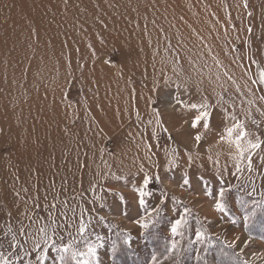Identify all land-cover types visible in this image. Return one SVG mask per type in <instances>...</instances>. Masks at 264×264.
I'll use <instances>...</instances> for the list:
<instances>
[{
  "label": "rangeland",
  "instance_id": "1",
  "mask_svg": "<svg viewBox=\"0 0 264 264\" xmlns=\"http://www.w3.org/2000/svg\"><path fill=\"white\" fill-rule=\"evenodd\" d=\"M244 2L0 0V240L5 233L11 237L9 228L19 227L17 207L28 211L21 200L30 207L37 198V212L46 217L47 194L57 205L51 211L61 225L74 224L81 211L91 209L85 212V221L92 222L85 235L103 245L92 264H152L153 255L158 264H264V145L252 155L249 169L247 154L240 158L234 144L219 141L222 129L237 121L252 134L242 143L257 135L264 141V117L256 111L264 108L259 99L264 86L251 82L264 69V0H247L246 8ZM186 81H203L200 87L213 102L215 93L227 89L228 111L213 112L212 130L199 148L176 131L179 124L169 120L165 107L177 94L175 84ZM154 82L161 83L160 91H151ZM191 93V102H198L201 95L194 87ZM179 95L188 99L182 89ZM149 97L157 101L172 135L168 140L157 128L159 146L151 138L155 122ZM145 143L152 144L160 164L150 171L162 178L151 186L154 196L148 198L147 211L134 191L142 181L143 174L135 173ZM173 147L182 158L179 167L169 168L165 151L170 156ZM185 148L194 157L191 166ZM110 173L122 178L105 185L101 176ZM184 178L190 183L181 187ZM90 181L111 192L103 187L92 191ZM160 200L165 202L161 216L142 229L135 221L151 219L147 213ZM181 216L187 222L180 229L184 235L174 237L171 226ZM197 229L207 230L205 242L190 244ZM63 235L64 244L85 250L82 243H72L79 236L75 227ZM236 236L252 238L242 253L239 242L228 247ZM172 240L177 249L165 260ZM29 244L24 249L31 253ZM0 251L16 250L5 241ZM34 254L10 258L14 264H34ZM47 256L45 264H61L57 251L50 249Z\"/></svg>",
  "mask_w": 264,
  "mask_h": 264
},
{
  "label": "snow or ice",
  "instance_id": "2",
  "mask_svg": "<svg viewBox=\"0 0 264 264\" xmlns=\"http://www.w3.org/2000/svg\"><path fill=\"white\" fill-rule=\"evenodd\" d=\"M244 7H247V0L244 2ZM251 15V13H248ZM247 32L250 34L252 32V28L249 26L247 28ZM236 49H232L235 51ZM252 63H256L255 60ZM217 65L219 67H223L220 65L219 61L217 60ZM228 80H232V77L224 73ZM219 75L216 76V80L219 81ZM251 79V78H250ZM171 78H164L163 79V87L166 88L169 85ZM252 84L264 86V69H261L258 73V79H252ZM203 81H198L195 85H192L189 81L184 82L183 84H175V92L176 95H173L172 98L165 103L166 110L168 112L169 120H175L179 127L176 128V131H183L184 134L194 142L195 147L199 148L201 143L206 139L208 133L212 130V117L213 112L220 108L224 112H227L228 109L225 107L227 101L224 99V93L227 92L226 88H222V92L215 93V100L214 102L209 99V95L204 94L206 92L205 89L201 88L200 85ZM235 84V81H232ZM195 88L196 92L201 95V98L198 102H191V89ZM222 87V86H221ZM162 88L160 82H154L153 88L151 89L152 92H158ZM183 90V94L188 97V99H183L179 95L180 90ZM237 92H239V88H237ZM66 95V94H65ZM259 99L264 101V96H260ZM147 103L153 106V114H154V122L155 128L152 131L151 138L156 140L157 146H159V133L156 129H160L161 132L167 134V139L172 140V135L169 131V128L165 126L166 122L163 118V114L160 108L155 107L157 104L156 100H153L151 97L148 98ZM253 101H249L251 105ZM256 111L259 113L261 117H264V108H257ZM137 118H140V113L137 111L136 113ZM249 117L252 116L251 111L248 113ZM232 119L236 121V117L233 115ZM149 124L153 123V120H149ZM252 123L257 127L260 126L259 122L253 117ZM222 133L219 135V141H224L227 139L229 145L235 146L236 152L239 154L240 158L245 157L247 154L248 160V167L251 169L252 166V155L255 153L256 150L260 149L262 145H264V141L259 139L257 135L255 139H247L245 143L246 137L251 136L252 134L248 133L244 125L240 122H235L230 127H225L222 129ZM235 135V138H233ZM144 148L146 150L145 157L143 158V162L139 164L137 167V172L135 175L139 176L143 174L142 181L138 187L134 189L137 193L138 204L140 207H144L147 211L148 207V198H152L154 196L153 191L151 190V186L154 184H158L162 182L161 176L158 172L150 171L151 169H158L160 167L159 162L154 159L156 153L153 151V146L150 143H145ZM165 155L169 157L166 162V166L169 168L179 167V161L182 158L179 148L173 147L171 149V155L169 156L168 151H165ZM198 155V153H197ZM184 156L187 157V161L189 166L194 163V157L190 154L189 149L185 148ZM212 157L209 156V160ZM218 163V161H217ZM147 164V168H146ZM239 167L237 166V171H239ZM99 175V174H98ZM115 179L119 181L122 177L116 176L114 173L105 174L101 176V179L105 181V185L111 179ZM18 179V177H17ZM190 181L188 178H184L182 180L181 187L185 185H189ZM105 185H101L99 181H90L89 187L92 191H96L98 188L103 187L105 191L111 192L110 188H107ZM54 187V185H53ZM24 193L28 192V189H22ZM17 198H20V192L14 193ZM221 195H223L221 193ZM164 197H167V193H163ZM56 196L53 194V200H56ZM97 199H100L99 197ZM120 199L123 200L124 197L121 195ZM175 199V197H173ZM45 200V207L43 208L44 211L47 212L46 217H42L38 214L37 209H41V205L38 203V199L34 198L32 205L29 207L27 205L26 200H21V203L28 208V211H23L19 207H17V219L19 227L13 231L9 228V232H12L10 238H8V234L5 233L4 238L0 240V247L3 246V243L6 241L8 244L9 249H15V252H9L5 254L4 252L0 251V264H14V259L10 257H14L15 259H19L22 256L27 257L32 255L33 253V261L34 264H45V261L48 259L47 253L51 249L53 251H57L59 253L58 259L61 261V264H68V261H74L75 264H92L93 261L97 258V249L103 247L102 244H94L90 242L88 236L85 235L86 229H89L92 222L85 221V212L91 211V209H84L79 213L78 218H75L74 224H59L57 219L53 218L52 209L56 208L57 205L55 203H51L47 199V194L44 196ZM61 203L66 204V201H62ZM95 203V201H93ZM164 200H160L159 203L153 206L152 211L147 213L148 219L147 222L145 218H141L135 221L142 229H148L150 224H154L156 220L161 216L164 208ZM217 210L223 212L224 205L216 204ZM188 209H185L187 212ZM29 212L32 215H29ZM153 212L155 213V217L152 216ZM9 217H12L11 209L9 210L8 214ZM66 215V214H65ZM255 215V212L252 213ZM245 220L250 219L249 216L244 217ZM25 220H28L30 223L27 225L25 224ZM39 221H46L43 224H39ZM186 220L184 216H181L180 219H177L175 223L171 226V233L175 237L177 235L183 236L184 233L180 231L182 227L186 226ZM235 224V221H232ZM35 225V227H33ZM55 225V227H53ZM75 227L79 234L78 239L72 241V243H82L84 251H76L74 248L71 247V244H64L63 241L65 239L63 232L68 231L69 229ZM207 230L197 229L195 233V240L190 241V244L195 243H204L205 242V232ZM89 233L88 235H90ZM68 235L71 236L72 233L69 231ZM22 238V239H21ZM100 237L97 236V240ZM131 240V236H127L124 242L127 244ZM29 241L31 243L29 244ZM237 242L241 244L240 251L241 253L245 248L249 246L252 242V238L249 237L248 239L241 241L239 236H236L232 242L228 244L229 248H234L237 245ZM29 244L30 249L32 252L30 253L28 250L24 249V245ZM177 241L172 240L170 247H168L167 252L169 255L165 256V260L171 258V253L177 249ZM115 247V246H114ZM255 255V253H253ZM32 264V262H30ZM152 264H158L156 255L152 257ZM238 264H247V261H239Z\"/></svg>",
  "mask_w": 264,
  "mask_h": 264
},
{
  "label": "bare ground",
  "instance_id": "3",
  "mask_svg": "<svg viewBox=\"0 0 264 264\" xmlns=\"http://www.w3.org/2000/svg\"><path fill=\"white\" fill-rule=\"evenodd\" d=\"M204 212H205V210H204Z\"/></svg>",
  "mask_w": 264,
  "mask_h": 264
}]
</instances>
